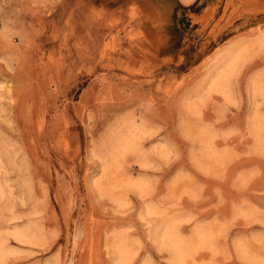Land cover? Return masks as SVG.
Instances as JSON below:
<instances>
[{
  "label": "rangeland",
  "instance_id": "rangeland-1",
  "mask_svg": "<svg viewBox=\"0 0 264 264\" xmlns=\"http://www.w3.org/2000/svg\"><path fill=\"white\" fill-rule=\"evenodd\" d=\"M0 189V264H264V0H0Z\"/></svg>",
  "mask_w": 264,
  "mask_h": 264
},
{
  "label": "crops",
  "instance_id": "crops-1",
  "mask_svg": "<svg viewBox=\"0 0 264 264\" xmlns=\"http://www.w3.org/2000/svg\"><path fill=\"white\" fill-rule=\"evenodd\" d=\"M182 4L184 5H189V4H192L193 2H195L196 0H191V1H188V2H184L183 0H179Z\"/></svg>",
  "mask_w": 264,
  "mask_h": 264
},
{
  "label": "bare ground",
  "instance_id": "bare-ground-1",
  "mask_svg": "<svg viewBox=\"0 0 264 264\" xmlns=\"http://www.w3.org/2000/svg\"><path fill=\"white\" fill-rule=\"evenodd\" d=\"M184 2H188V1H191V0H183ZM259 38V37H258ZM259 41V40H258ZM1 190V189H0ZM1 255V254H0Z\"/></svg>",
  "mask_w": 264,
  "mask_h": 264
}]
</instances>
